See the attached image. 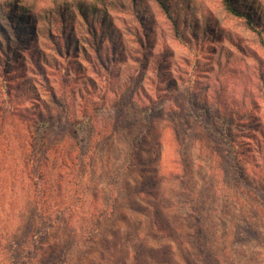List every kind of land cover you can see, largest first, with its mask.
I'll list each match as a JSON object with an SVG mask.
<instances>
[{"label": "rangeland", "instance_id": "obj_1", "mask_svg": "<svg viewBox=\"0 0 264 264\" xmlns=\"http://www.w3.org/2000/svg\"><path fill=\"white\" fill-rule=\"evenodd\" d=\"M67 153L73 183L38 195L36 166L63 185ZM52 200L104 214L65 264H184L199 224L214 264H264V0H0V239L49 229L32 264L68 238Z\"/></svg>", "mask_w": 264, "mask_h": 264}, {"label": "trees", "instance_id": "obj_2", "mask_svg": "<svg viewBox=\"0 0 264 264\" xmlns=\"http://www.w3.org/2000/svg\"><path fill=\"white\" fill-rule=\"evenodd\" d=\"M161 1V0H158ZM78 10L81 11V14L85 17H87V14L91 13V12H97V6L96 4L90 5V6H86L83 3H77L74 5ZM12 8V7H11ZM20 10H23L22 7H19ZM227 8L230 10V12H232L235 15L240 16L241 12L238 11V9H236L235 7L232 6L231 3L227 2ZM249 23L251 21H248ZM48 122L43 120L42 122V126L43 127H47ZM47 129V128H46ZM241 145H247L246 142L244 141V139L241 140ZM35 147V145H34ZM48 147L45 148L44 152H47ZM38 151V150H37ZM36 151V153H37ZM238 153L236 152V155ZM73 154L71 153H67L66 154V159L64 160V163H62L68 170L69 173L67 175L70 176V178H64L63 181L65 182L63 185H56V184H49L48 186L45 185L40 186L39 182L37 181L39 176H45V174L43 175L40 172V163L38 166H36V170L33 171V176L35 179V183L34 186L37 187V189L35 188V190L39 191V193H37L38 195H46V194H53V191H58V190H62L65 188L66 185L69 186V184L72 182L73 180L71 179V173H70V166L71 163L75 162L76 157H72ZM78 161V160H77ZM238 161V159H237ZM82 163H84V159L82 160ZM258 164V163H257ZM61 166H59V169H61ZM57 167V165L55 164V161L53 160L52 162V168L55 169ZM241 168V166L239 167V169ZM39 170V171H38ZM36 174V175H35ZM172 176V175H171ZM33 179V180H34ZM43 179H45V177H43ZM32 180V181H33ZM53 182H56L55 180ZM66 191V190H64ZM70 191V190H69ZM140 194H143L144 191H140ZM54 200L49 201V205L48 203L46 204V206L48 207V211L45 207V212H49L51 214V216L49 217V226L50 229H55L56 227H59V225L61 224V226H64L62 228H64V231H68L69 234L67 239L62 240V243L59 244V248H56L53 251V256L55 257V264H65L66 259H67V252L69 250H71L72 248H74L76 245H81V244H86L88 239L89 240H94L93 234H96V232L100 229L102 223H103V218H104V214L100 213H93L88 215L89 217L86 219H83L82 216H79L77 213V210L80 208L82 202H78L76 204H73L72 201H62L60 203H54ZM44 208V207H43ZM54 208L55 209L54 211ZM61 209V210H60ZM96 211V210H95ZM156 213L159 214L160 217H158L157 215H155V219L156 221L154 222L155 226H160V229H158L159 232H161L162 234H166L163 235L164 238H168L171 239L173 241H175L178 245V247H180V249L182 250L185 247V242L183 241V239L181 240L180 237H177L173 234H171V227L168 226V224H170L169 219L166 220L164 219V215L160 214V212L157 210ZM40 215V214H37ZM36 215V217H38ZM55 216V217H53ZM45 214L41 213L40 215V222L41 223H45L46 221L45 219ZM160 218V219H159ZM36 222L33 223V225L31 226V228H35L36 227ZM75 224V225H71V224ZM46 224V223H45ZM44 224V225H45ZM67 226L71 227L72 230H68ZM199 226V230H197L196 235L194 236L195 241H196V248L195 250H190L189 248L186 250V252L181 253V258L182 261L184 262V264H199L197 263V261H201V263L203 264H214V262L217 259V256L214 255L211 250H209V248H207L208 244H207V237L205 239L204 237V230H203V226L202 225H198ZM30 227V226H29ZM74 227H76L74 229ZM155 228V227H154ZM156 229H151V233L154 235H158L160 234L155 233ZM19 231V230H18ZM1 234H3V236L0 239V255L3 258V260L5 261L6 264H32L31 262H29L28 260V256L30 255V253L32 252V248H34V246L40 247L42 245L48 244L49 243V229H47L46 227H44L42 230H38L36 235L37 239H35V241H33L32 243H28L30 244V247H27L26 245L24 246V244H20L19 242H16L14 240H10L7 233L6 232H2ZM182 234V233H181ZM203 235V236H202ZM185 236V235H183ZM55 238V236H54ZM57 238V237H56ZM188 238V235H187ZM27 242V241H26ZM188 242V240H187ZM27 244V243H25ZM187 244V243H186ZM169 247V250H173V246H167V248ZM186 249V248H185ZM151 250V254L149 255L151 260H154L156 263H158L159 261V254L161 255H165L166 259H163V262H170V260L173 258V256H175L174 253L170 252L168 249H160L158 251V256L155 255L156 252V248H152ZM140 258L142 259V253L141 250L138 248V250L135 251V259L136 262H138L140 260ZM140 262L136 263V264H140ZM144 264V263H142ZM146 264H149L146 261Z\"/></svg>", "mask_w": 264, "mask_h": 264}]
</instances>
